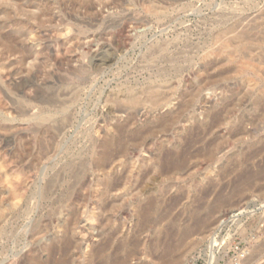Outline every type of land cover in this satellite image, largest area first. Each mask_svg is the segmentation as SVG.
Instances as JSON below:
<instances>
[{"label": "rangeland", "instance_id": "obj_1", "mask_svg": "<svg viewBox=\"0 0 264 264\" xmlns=\"http://www.w3.org/2000/svg\"><path fill=\"white\" fill-rule=\"evenodd\" d=\"M9 1L0 0V264H46L53 247L67 264H101L92 251L107 243L120 264H209L213 253L220 263L236 244L250 249L247 264H264V0ZM131 96L145 101L131 108ZM225 106L228 124L195 132ZM131 122L121 154L99 166L103 142ZM192 138L194 150L224 147L220 161L202 151L179 174L154 168ZM218 196L204 226L179 218L192 230L184 245L176 237L167 257L152 254L156 227ZM153 199L165 208L145 219L140 204Z\"/></svg>", "mask_w": 264, "mask_h": 264}, {"label": "bare ground", "instance_id": "obj_2", "mask_svg": "<svg viewBox=\"0 0 264 264\" xmlns=\"http://www.w3.org/2000/svg\"><path fill=\"white\" fill-rule=\"evenodd\" d=\"M13 1V0H12ZM9 2H11V0L9 1ZM15 2V1H14ZM13 2V3H14ZM16 3H17V1H16ZM12 4V3H11ZM16 6V5H15ZM21 6V5H20ZM14 7V6H13ZM22 8V7H21ZM20 8V9H21ZM22 11V10H21ZM7 21H11V17H10V14L7 16ZM7 38V37H6ZM7 40H8V38H7ZM247 50V49H246ZM245 51V50H244ZM157 90H159L158 88L157 89H155V88H150L149 90H147V92H146V99H149V101H150V103H153V105H155V104H158L159 103V99H158V101H157V99L156 98H158L157 96L158 95H160V94H158L159 93V91H158V93H157ZM161 91V90H160ZM158 95H157V94ZM161 93V92H160ZM157 95V96H156ZM161 100H162V97H161ZM144 101H145V99H144ZM143 100H141V99H139L138 97H136V96H131L128 100H127V103H126V101L124 102L127 106H129L130 105V107L131 108H135V106H138V105H142V103L144 102ZM158 102V103H157ZM121 103H123V102H120V105H121ZM119 104V103H118ZM123 105V104H122ZM156 106V105H155ZM227 106H225L224 108H222L221 110H215V112L213 113V115H212V118H211V122L209 123V124H206V125H202V126H194L196 129H197V131H195L196 133L199 131V132H201L202 131V133H203V135H206V134H208V133H210L214 128H218V129H220L221 130V127L223 126V125H226V124H228V121H230L231 120V118L230 117H226L225 116V112H226V110H227ZM130 109V108H129ZM134 110V109H133ZM172 117V116H171ZM43 118V117H42ZM166 118V117H165ZM169 119V118H168ZM166 121H164V122H162V123H159V124H154V125H152V126H148V128L147 129H145V132H143V130L142 129H140V130H142V132L140 131V130H138V131H140L139 133H137V137L138 138H136V136H135V138L138 140L139 139V137L141 138L143 135H147V134H151L152 132H154V130H156V129H158L159 127H163V126H166L167 124H168V122L170 121H168L167 119H165ZM44 121V120H43ZM124 122V121H123ZM47 123V122H46ZM45 124V123H44ZM171 124V123H170ZM41 125H42V123H41ZM121 125V124H120ZM119 125V127L117 128V136H116V139L115 138H109V139H106V141H104L103 142V144H102V149H103V151H102V153L101 154H98V157H97V163L99 164V166H101V167H105V168H107L106 166L107 165H109V163L110 164H112L113 163V161L114 160H116V157H117V155L119 154V152H120V146H123L124 144H123V141H124V139L125 138H127V137H129V136H125V135H128L127 133H129L130 134V132H128L129 130H131V128H133V126L134 125H136L135 123H133V122H131V123H125V125H121L120 126ZM147 127V126H146ZM143 128V127H142ZM135 129V128H134ZM139 129V128H138ZM137 130V126H136V129L134 130L135 132H137L136 131ZM202 133H199L198 135H196V138L197 137H199L200 135H202ZM233 133V132H232ZM136 134V133H135ZM194 134V133H193ZM242 134H244V127L242 126H240L239 128H237L235 131H234V135L236 136H238V135H242ZM133 137V136H132ZM130 139V138H129ZM128 139V140H129ZM135 139V140H136ZM145 139V138H144ZM143 139V140H144ZM127 140V141H128ZM126 141V140H125ZM198 141V140H197ZM197 141H196V139H194V138H192L190 141H188L187 142V145H186V147L185 148H180V147H178L177 146V148H176V150L173 152L172 150H170V151H168V150H166V151H164L163 153H161L160 154V156H159V158L157 159V162H156V165L154 166V168L156 169V170H159V172H160V174L161 175H164V174H169V172L171 173V171L172 172H176V173H181L182 171H184V170H187L189 167H190V163L192 162V158H194V153H196L197 152V154H198V156H200V153L203 151L206 155H207V158H208V160H209V162H213V163H217V162H219L220 161V157H219V155L221 154V153H223L224 152V147H218V148H209V149H202V150H194V148H193V143H197ZM125 143V142H124ZM123 144V145H122ZM126 145H127V143H126ZM124 147V146H123ZM126 147V146H125ZM215 147H217V146H215ZM122 148V147H121ZM173 149H175V148H173ZM194 151H193V150ZM124 149H122V151H123ZM172 151V152H171ZM121 154V153H120ZM119 154V155H120ZM122 154H123V152H122ZM202 154V153H201ZM119 163V162H118ZM117 164V163H116ZM118 167H119V165H117ZM109 167V166H108ZM118 167H116V168H118ZM151 168V167H150ZM115 169V168H114ZM153 169V168H152ZM114 172H115V170H114ZM109 174V173H108ZM107 175V174H106ZM106 175H104V176H106ZM117 175V174H116ZM112 176V175H111ZM111 178H113V177H111ZM120 179V178H119ZM244 179H246V180H248L249 178H248V176H246ZM113 180V179H112ZM119 181V180H118ZM104 182V181H103ZM115 182V181H114ZM122 182V181H121ZM247 182V181H246ZM9 184H10V182H8ZM113 183V182H112ZM9 184H8V186H9ZM11 185V184H10ZM102 185V184H101ZM122 185H124V183L122 184ZM11 186H13V185H11ZM112 187V186H111ZM110 187V188H111ZM121 187V186H120ZM109 188V189H110ZM14 189V188H13ZM119 189V188H118ZM110 191H111V189H110ZM113 191V190H112ZM117 191V190H116ZM14 193V192H13ZM109 193V192H108ZM113 193V192H112ZM210 193V192H209ZM211 194V193H210ZM202 197H201V199H205V197L206 196H208V191H204L203 193H202V195H201ZM107 198V197H106ZM108 199V198H107ZM152 199V198H151ZM163 201V200H162ZM164 202V201H163ZM165 203V202H164ZM223 199L220 197V196H218V198H216V201L213 203V205L212 206H210V207H207V208H204V206H202V205H198V206H193L190 210H185L177 219L175 218L174 220H172V221H169L166 225H165V223H164V225L162 226V225H160V228L158 229L157 227H156V229L158 230H156L157 232H156V239H155V241H154V243H153V245L151 246V250H152V254L153 253H157V252H160V250L161 249H163V251L161 250V252H164L163 253V255L166 253L167 255H169V254H171V251H175L174 249H173V246L175 245L176 246V248L175 249H177L178 247H177V245L175 244V238L176 237H178L179 239H177V243H179V245L178 246H180L181 244H183L185 241H186V238L191 234V227H190V225H187L186 226V224H185V226L186 227H180V225H182V224H180V222H178V221H181L179 218L181 217H184L183 215L186 213L188 216L187 217H190L192 220H193V222H194V224L196 225V226H204V224H205V220L208 218H210L211 216H213L218 210H220V208L222 207V205H223ZM174 204V203H173ZM203 204V203H202ZM140 205H142V208L141 209H139L140 210V213L142 214V212L146 215V216H144L145 217V219H146V217L148 216V217H150L151 215H152V217H153V213L155 214V212H156V214H159L158 213V211L160 210L161 211V209L164 207L163 206V204L161 203V202H159V201H155L154 199H153V201H150L149 200V202L148 203H145L144 204V206H143V204H140ZM172 205V204H171ZM204 205V204H203ZM174 206V205H173ZM207 206V205H206ZM165 208V207H164ZM166 208H169L168 206L166 207ZM171 208V207H170ZM172 211V210H171ZM163 212H164V209H163ZM163 212L162 213H160V214H163ZM139 213V212H138ZM139 213V214H140ZM75 214V213H74ZM143 214V215H144ZM185 214V215H186ZM79 216V215H78ZM142 216V215H141ZM155 216H159V215H155ZM73 217V216H72ZM74 218V217H73ZM72 218V219H73ZM76 218H77V216H76ZM80 218V217H79ZM78 218V219H79ZM143 218V217H142ZM151 218V217H150ZM150 218L148 219V222L146 221V220H143V221H146L147 222V224L148 223H151V222H149V220H150ZM144 219V218H143ZM179 219V220H178ZM187 219V218H186ZM73 220H75V219H73ZM151 220H152V218H151ZM150 220V221H151ZM184 219H182V221H183ZM154 221V220H153ZM152 221V223H154ZM156 221V220H155ZM163 221H165L164 220V215H163V217H159V221H157V222H159V223H162ZM188 221V220H187ZM156 222V223H157ZM184 222V221H183ZM186 222V221H185ZM189 222V221H188ZM187 222V223H188ZM75 223H77V222H75ZM79 223V222H78ZM158 223V224H159ZM182 223V222H181ZM184 224V223H183ZM79 225V224H78ZM72 226H74L73 225V222H72ZM158 226V225H157ZM76 227V226H75ZM75 227H73V228H75ZM72 228V227H71ZM68 229V228H67ZM69 230H71V229H69ZM74 230V229H73ZM72 231V230H71ZM67 238V237H66ZM68 239V238H67ZM62 240L63 241V244L62 245H64L63 247H61L60 245V247L63 249L62 251H64V253H66V255L68 254V252L66 251L65 252V249H66V245L69 243L70 244V241L69 240ZM60 243V242H59ZM126 243H128L127 241L125 242V243H123L122 245H120L121 246V248H122V250L121 251H123V249L125 250V251H128V247L130 246V245H128V244H126ZM68 244V245H69ZM108 244V243H107ZM107 244H104V246L103 247H100V248H96V250L95 251H92L93 252V256H96V257H98V260L101 262V264H120V263H122L123 262V259L122 260H120L121 258H118L119 260H115V259H113L114 257V255L112 256V253L111 254H108L106 251V249H107V247H108V249L110 250V246H107ZM57 245V244H56ZM68 245H67V247H68ZM110 245V244H109ZM135 245V244H134ZM184 245V244H183ZM182 245V246H183ZM107 246V247H106ZM133 246V245H132ZM70 247H71V245H70ZM230 246H228V248H229ZM121 248H119V249H121ZM130 248V247H129ZM118 249V248H117ZM118 249V250H119ZM173 249V250H172ZM61 251V252H62ZM68 251H69V248H68ZM117 251V250H116ZM125 251H123V253L125 252ZM58 252H57V249H56V247H53V248H51L50 250H49V256H48V258H49V260H48V262H45L46 264H67V262L68 261H66V259L65 258H62V259H60V260H57L56 259V254H57ZM63 253V252H62ZM122 253V252H121ZM126 253V252H125ZM165 254V255H166ZM116 255H117V253H116ZM160 255V254H159ZM162 255V254H161ZM167 255H166V257H167ZM124 256V255H123ZM154 256V255H153ZM63 257H64V255H63ZM66 258L68 257V256H65ZM120 257V256H119ZM122 257V256H121ZM125 257H127L126 255H125ZM155 257V256H154ZM94 258L95 257H93V260H94ZM116 258V257H115ZM127 258H129V255H128V257ZM126 258V259H127ZM162 258V257H161ZM165 258V257H164ZM69 259V258H68ZM67 259V260H68ZM125 259V258H124ZM167 259V258H166ZM165 259V260H166ZM97 260V259H96ZM121 261V262H120ZM125 261V260H124ZM69 262H70V260H69ZM161 262H162V260H161ZM165 262V261H164ZM164 262H163V264H164ZM124 263H126V262H124ZM123 263V264H124ZM166 264H177V261L176 260H172V261H170V260H166V262H165ZM179 263V262H178ZM209 264H218V257H217V255L215 256L214 255V253H213V255H212V257H211V260H210V262H208ZM97 264H100L98 261H97Z\"/></svg>", "mask_w": 264, "mask_h": 264}, {"label": "built area", "instance_id": "obj_3", "mask_svg": "<svg viewBox=\"0 0 264 264\" xmlns=\"http://www.w3.org/2000/svg\"><path fill=\"white\" fill-rule=\"evenodd\" d=\"M251 255L250 249L241 244L232 246L229 253L218 264H247Z\"/></svg>", "mask_w": 264, "mask_h": 264}]
</instances>
